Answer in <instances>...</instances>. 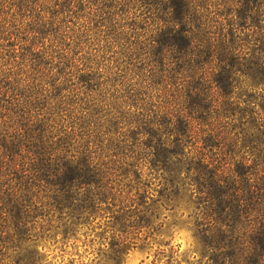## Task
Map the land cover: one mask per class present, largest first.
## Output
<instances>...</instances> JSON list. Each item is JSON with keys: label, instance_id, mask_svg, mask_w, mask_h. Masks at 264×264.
<instances>
[{"label": "trees", "instance_id": "16d2710c", "mask_svg": "<svg viewBox=\"0 0 264 264\" xmlns=\"http://www.w3.org/2000/svg\"><path fill=\"white\" fill-rule=\"evenodd\" d=\"M156 203L264 264V0H0V264L99 217L121 264Z\"/></svg>", "mask_w": 264, "mask_h": 264}, {"label": "rangeland", "instance_id": "374dc122", "mask_svg": "<svg viewBox=\"0 0 264 264\" xmlns=\"http://www.w3.org/2000/svg\"><path fill=\"white\" fill-rule=\"evenodd\" d=\"M109 56H113V52ZM149 190L156 195V200L158 189L153 185ZM154 207L160 215L155 223H162L163 227L148 239V245L139 241L137 248L131 247L121 264H206L207 260L201 256L202 247L194 238L185 217L181 218L177 209L166 211V206L162 207L161 203H156ZM164 217L168 219L164 220ZM105 221L99 217L85 226L71 228L75 230L74 237L63 240L62 236L55 237V233H52L37 244L45 247L47 263L114 264L107 257L110 254L109 242L116 231L105 226L98 228L97 224H104Z\"/></svg>", "mask_w": 264, "mask_h": 264}]
</instances>
